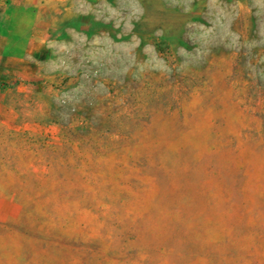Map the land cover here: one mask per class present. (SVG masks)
I'll return each mask as SVG.
<instances>
[{
  "label": "rangeland",
  "instance_id": "1",
  "mask_svg": "<svg viewBox=\"0 0 264 264\" xmlns=\"http://www.w3.org/2000/svg\"><path fill=\"white\" fill-rule=\"evenodd\" d=\"M0 264H264V0H1Z\"/></svg>",
  "mask_w": 264,
  "mask_h": 264
},
{
  "label": "crops",
  "instance_id": "2",
  "mask_svg": "<svg viewBox=\"0 0 264 264\" xmlns=\"http://www.w3.org/2000/svg\"><path fill=\"white\" fill-rule=\"evenodd\" d=\"M1 1V0H0Z\"/></svg>",
  "mask_w": 264,
  "mask_h": 264
}]
</instances>
